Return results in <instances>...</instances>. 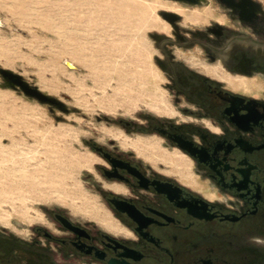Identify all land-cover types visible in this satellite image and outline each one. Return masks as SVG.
<instances>
[{
    "label": "flooded vegetation",
    "instance_id": "af4514ba",
    "mask_svg": "<svg viewBox=\"0 0 264 264\" xmlns=\"http://www.w3.org/2000/svg\"><path fill=\"white\" fill-rule=\"evenodd\" d=\"M217 1L237 27L173 29L205 57L164 45L170 98L136 127L174 160L116 137L92 142L109 219L52 208L30 241L3 227L0 264H264V0Z\"/></svg>",
    "mask_w": 264,
    "mask_h": 264
},
{
    "label": "rangeland",
    "instance_id": "374dc122",
    "mask_svg": "<svg viewBox=\"0 0 264 264\" xmlns=\"http://www.w3.org/2000/svg\"><path fill=\"white\" fill-rule=\"evenodd\" d=\"M162 11L178 13L177 29L186 34L218 22L237 27L217 0H0V67L70 109L0 86V229L30 241L33 227L50 229L52 208L97 220L85 202L109 218L92 142L116 137L121 145L174 154L136 127L170 98L158 63L164 45L176 57L204 58L205 51L172 41L176 28ZM120 119L134 123L131 133Z\"/></svg>",
    "mask_w": 264,
    "mask_h": 264
},
{
    "label": "water",
    "instance_id": "95a60500",
    "mask_svg": "<svg viewBox=\"0 0 264 264\" xmlns=\"http://www.w3.org/2000/svg\"><path fill=\"white\" fill-rule=\"evenodd\" d=\"M181 1L196 3L199 2L200 0H181ZM221 1L227 2L228 4L232 3L229 0H221ZM161 15L168 22H170L174 28L177 29V25L175 24V22L178 19H180V15L178 13L172 11H162ZM0 26L2 27L4 26V23H1V18H0ZM68 65L70 67L75 68V66L71 63H68ZM0 75L3 78V82L0 83L1 87L21 90L26 96L30 98H34L41 103L49 104L50 106H55L65 113H68L70 111V109L65 105L63 101H61L60 99L54 96H50L42 92L37 86L30 84L21 74L16 73L10 69L0 67Z\"/></svg>",
    "mask_w": 264,
    "mask_h": 264
},
{
    "label": "bare ground",
    "instance_id": "6f19581e",
    "mask_svg": "<svg viewBox=\"0 0 264 264\" xmlns=\"http://www.w3.org/2000/svg\"><path fill=\"white\" fill-rule=\"evenodd\" d=\"M245 1V0H244ZM246 8H247V6H245ZM244 7V8H245ZM251 9V8H250ZM246 11V10H245ZM159 16V15H158ZM1 23H4L2 20H1ZM167 26L168 27H170V25L167 23ZM70 62V61H69ZM72 64H73V62H71ZM139 143H141L142 145H146L147 143H145L144 141H139L138 142V144ZM132 144L133 145H137V143H135V142H132ZM3 147V150H4V148H5V146H2ZM151 149H150V152H151V154H153V155H155L157 158L159 157V158H161L162 160H166L168 157L169 158H171V159H173L174 160V158L173 157H171L170 155H166V154H164V153H162V152H160V151H156L155 150V146H152V147H150ZM84 204V207H87V208H89V209H91V211L94 213L92 216H93V218H95V219H97V220H101V221H107L109 218L108 217H106V216H104L102 213H101V211H100V208L99 207H96V206H91L90 205V203H88V202H85V203H83Z\"/></svg>",
    "mask_w": 264,
    "mask_h": 264
}]
</instances>
